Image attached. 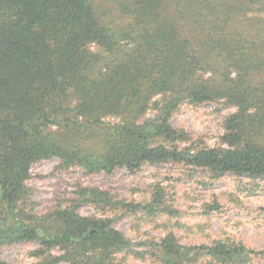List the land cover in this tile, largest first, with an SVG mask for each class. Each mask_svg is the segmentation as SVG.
<instances>
[{
    "label": "trees",
    "instance_id": "obj_1",
    "mask_svg": "<svg viewBox=\"0 0 264 264\" xmlns=\"http://www.w3.org/2000/svg\"><path fill=\"white\" fill-rule=\"evenodd\" d=\"M219 102L238 108L226 147H182L192 139L173 113ZM53 158L87 174L173 163L263 179L264 0H0V250L36 242L34 264H264V249L235 239L186 246L169 233L137 251L110 219L81 216L80 200L37 215L27 181ZM80 196L120 205L97 188ZM166 202L155 187L133 209L178 214Z\"/></svg>",
    "mask_w": 264,
    "mask_h": 264
},
{
    "label": "rangeland",
    "instance_id": "obj_2",
    "mask_svg": "<svg viewBox=\"0 0 264 264\" xmlns=\"http://www.w3.org/2000/svg\"><path fill=\"white\" fill-rule=\"evenodd\" d=\"M259 17L258 13H249ZM237 107L224 102L199 106L182 105L170 118L173 128L187 132L192 141L182 147L206 146L226 147V120L237 112ZM156 114L151 109L145 120ZM116 123L118 120L109 118ZM59 158L44 160L31 167V177L27 181L36 203L35 212L42 216L50 209L61 205L68 207L73 201L76 211L85 217L110 219L113 227L123 233L137 246V251L145 250L150 242H159L169 233L175 234L182 245L211 246L214 241L235 239L255 250L264 249V178H249L228 174L214 180L207 170L182 164H146L138 172L120 168L107 174H87L81 167L67 170L57 169ZM160 187L166 203L178 211L151 216L145 210L134 211L138 204L148 203ZM81 188H97L110 192L119 206L95 205L81 199ZM39 248L36 242L4 246L0 258L11 264H34L31 255ZM54 253L61 255L59 250ZM128 264H157L146 258L129 257ZM253 264H263L256 258Z\"/></svg>",
    "mask_w": 264,
    "mask_h": 264
}]
</instances>
